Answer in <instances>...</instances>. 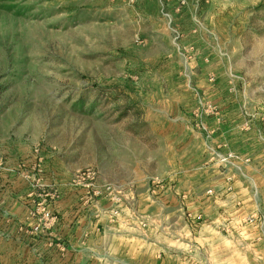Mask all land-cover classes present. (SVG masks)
I'll return each mask as SVG.
<instances>
[{
    "label": "rangeland",
    "instance_id": "374dc122",
    "mask_svg": "<svg viewBox=\"0 0 264 264\" xmlns=\"http://www.w3.org/2000/svg\"><path fill=\"white\" fill-rule=\"evenodd\" d=\"M223 126L240 144L219 136ZM200 138L214 139L207 151ZM169 148L203 157L196 165L218 171L215 187L225 178L247 190L226 192L229 205L241 202L231 211L245 213L235 225L228 214L221 242L204 238L214 189L199 180L195 193L178 189L165 177ZM258 148L264 0H0V240L23 238L32 264H43V240L77 237L82 226L90 238L126 202L140 237L150 219H140L138 181L123 167L155 154L160 174L149 186H166L160 197L170 188L160 202L178 205L163 223L175 226L165 237L188 241L175 249L183 262L264 264V172L239 179L252 163L244 153Z\"/></svg>",
    "mask_w": 264,
    "mask_h": 264
},
{
    "label": "crops",
    "instance_id": "0c3cea01",
    "mask_svg": "<svg viewBox=\"0 0 264 264\" xmlns=\"http://www.w3.org/2000/svg\"><path fill=\"white\" fill-rule=\"evenodd\" d=\"M161 131L163 132V130ZM174 135L175 134L172 133L170 137H174ZM185 135L187 140V134ZM232 135V129L223 126V131L219 136L228 141L229 144L237 145L239 143V136L236 135L233 137ZM211 141H214V139H208L204 142L202 139V148L203 145H206L207 151V148H209L208 144H211ZM193 146L196 147V145ZM169 149L172 155L166 161L168 172L165 177H168L172 182L177 180V188L181 186L182 182L183 188L186 186L189 190L192 188L195 193L196 190H200V188H198L201 184L200 182L204 181L206 183L207 181L206 186L214 189L215 195L213 196L211 194L210 197L207 198L206 201H209L210 204L204 207V210L207 212L204 225L206 234L204 238L208 243L221 242L223 236L221 233H217V228L219 229L221 225L227 224L229 222L228 214L232 212L231 208L236 207L237 204H241V202L238 201L237 203L234 202L229 205V202L224 200L227 194L226 192L233 191L238 195L237 199H241L245 198L244 196L247 190H241L242 187H240L239 181H235L233 184L231 183V187H229L230 183H228L225 178H219L220 186L215 187L214 183L217 182V180L212 181L209 179L216 177L218 171L215 168L201 169L196 165L202 162L203 157L201 159L198 154L194 155V153H189V158L187 159L176 158L177 154L172 153L174 148ZM175 150L179 151L180 149ZM259 152L260 150L258 148L244 153L249 159L246 163H249L250 160L252 163L250 165L248 164L249 166L246 168L245 173L242 169L239 179L250 178L252 180V182H250L254 183L255 178L261 177V173L264 172V163L263 166L260 167V162H264V154H259ZM160 162L161 159L159 155L155 154L145 160L139 161L136 164L137 167L134 166V168H130V166H126V164L123 167L124 177L130 176L132 178L133 176L134 180L138 181L136 189H132L131 191H134L139 196L138 207L140 219H145V221L150 219L148 220L149 224L143 225V228L138 226L140 237H135L133 233L137 231L129 227L131 225L128 221V214H122V212L126 213L128 210L126 202L118 206V208L121 209V214L117 215V220L113 223L112 221L110 223L108 221L107 225L101 222L98 225L99 227H95L94 225L92 227L93 233L90 238H80L84 231L81 225V231L79 234L76 233L75 235H78L77 237L71 235L70 237L74 238H56L53 245L43 240L42 243H39L40 249L42 250V256L40 255V257L43 260V264H104L103 261L105 264H187L183 262L182 256L179 255L175 249L180 248V241H182L183 244L188 241H185L186 239L181 240L171 236L165 237L166 234L173 233L172 229H175L174 225L169 229L164 226L163 219L168 216L166 211L170 212L175 208L176 212H179L177 204L172 205L171 202L166 201L160 202L162 197L166 199L170 195V188L163 192V196L160 197V195L157 196L160 193L159 191L164 190L166 186L161 185L157 180L156 185L153 183V185L149 186L150 180L160 174ZM114 175L111 178H115ZM201 177L203 179H201ZM198 180L200 181L199 183H197ZM240 194L241 197H239ZM163 212L165 214H163ZM244 213L245 211L243 208H236L235 211L232 212L234 217H232L230 223L235 225ZM177 217L181 222L182 216L177 214ZM174 224H177V222ZM70 226H72V222L68 220H66L65 224L60 225L61 229H63L64 233L68 236L70 235L67 233ZM179 232H182L185 236L188 235L186 227H183ZM17 234L20 235V231H17ZM21 239L23 240V238H12L7 243L0 240L1 244L5 245L2 250L3 256H0V264L33 263L34 258L31 256L32 252ZM61 243H63V247H60Z\"/></svg>",
    "mask_w": 264,
    "mask_h": 264
},
{
    "label": "built area",
    "instance_id": "2783aa9c",
    "mask_svg": "<svg viewBox=\"0 0 264 264\" xmlns=\"http://www.w3.org/2000/svg\"><path fill=\"white\" fill-rule=\"evenodd\" d=\"M226 159V158H225ZM211 192V191H210Z\"/></svg>",
    "mask_w": 264,
    "mask_h": 264
}]
</instances>
